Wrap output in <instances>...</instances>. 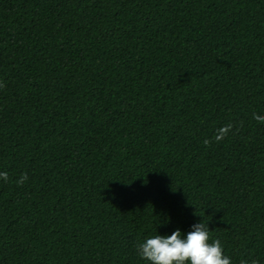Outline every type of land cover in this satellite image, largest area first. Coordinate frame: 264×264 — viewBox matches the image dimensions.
Segmentation results:
<instances>
[{"label":"trees","instance_id":"1","mask_svg":"<svg viewBox=\"0 0 264 264\" xmlns=\"http://www.w3.org/2000/svg\"><path fill=\"white\" fill-rule=\"evenodd\" d=\"M257 116L264 0H0V264H149L202 220L264 264Z\"/></svg>","mask_w":264,"mask_h":264},{"label":"clouds","instance_id":"2","mask_svg":"<svg viewBox=\"0 0 264 264\" xmlns=\"http://www.w3.org/2000/svg\"><path fill=\"white\" fill-rule=\"evenodd\" d=\"M254 118L264 122V117ZM230 129L231 125L220 129L217 141L222 140ZM0 177L8 178L7 173H0ZM26 179V175L22 176L19 183ZM209 241V225L202 220L187 234L177 229L170 236L157 234L146 239L139 244L138 254L149 264H231L230 258L223 254L221 242Z\"/></svg>","mask_w":264,"mask_h":264}]
</instances>
